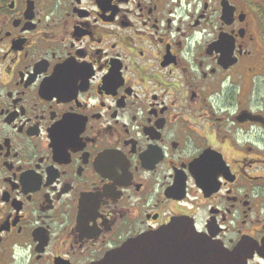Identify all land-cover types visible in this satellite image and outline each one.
I'll return each mask as SVG.
<instances>
[{"label":"flooded vegetation","instance_id":"af4514ba","mask_svg":"<svg viewBox=\"0 0 264 264\" xmlns=\"http://www.w3.org/2000/svg\"><path fill=\"white\" fill-rule=\"evenodd\" d=\"M263 79L264 0H0V264L179 216L264 264Z\"/></svg>","mask_w":264,"mask_h":264},{"label":"water","instance_id":"95a60500","mask_svg":"<svg viewBox=\"0 0 264 264\" xmlns=\"http://www.w3.org/2000/svg\"><path fill=\"white\" fill-rule=\"evenodd\" d=\"M93 264H246L238 249L227 251L221 244L195 232L190 221L176 218L168 225L145 233Z\"/></svg>","mask_w":264,"mask_h":264},{"label":"rangeland","instance_id":"374dc122","mask_svg":"<svg viewBox=\"0 0 264 264\" xmlns=\"http://www.w3.org/2000/svg\"><path fill=\"white\" fill-rule=\"evenodd\" d=\"M254 90L257 93V96L256 95L250 96L249 97L250 100L253 102L257 100L259 102V107H262V105L264 106V79L256 81ZM260 101H261V105H260Z\"/></svg>","mask_w":264,"mask_h":264}]
</instances>
